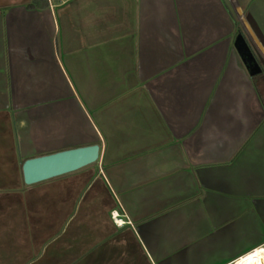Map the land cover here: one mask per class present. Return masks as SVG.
<instances>
[{
    "label": "crops",
    "instance_id": "1",
    "mask_svg": "<svg viewBox=\"0 0 264 264\" xmlns=\"http://www.w3.org/2000/svg\"><path fill=\"white\" fill-rule=\"evenodd\" d=\"M31 1L0 0V264L262 246L264 0ZM93 144L96 163L24 182L26 159Z\"/></svg>",
    "mask_w": 264,
    "mask_h": 264
},
{
    "label": "water",
    "instance_id": "2",
    "mask_svg": "<svg viewBox=\"0 0 264 264\" xmlns=\"http://www.w3.org/2000/svg\"><path fill=\"white\" fill-rule=\"evenodd\" d=\"M244 43L242 41L239 44L243 50L242 54L246 58L248 57L246 61L249 66L255 67V59ZM100 149L99 144H93L28 158L22 165L24 182L28 185L35 184L96 163L99 159Z\"/></svg>",
    "mask_w": 264,
    "mask_h": 264
},
{
    "label": "built area",
    "instance_id": "3",
    "mask_svg": "<svg viewBox=\"0 0 264 264\" xmlns=\"http://www.w3.org/2000/svg\"><path fill=\"white\" fill-rule=\"evenodd\" d=\"M66 1H68V0H66ZM111 216H112L113 221L118 226H124V225L129 224L131 222L130 220L127 219L126 214L120 213L118 210H114L111 213ZM258 248H260L263 251V254H264V244L262 246L258 247ZM258 248H255L252 251H256ZM252 251H250V252H252ZM242 258H243V256L239 257L238 259H236L234 262H232L230 264H238V263H240ZM260 260H261V262H263L262 264H264V257H262Z\"/></svg>",
    "mask_w": 264,
    "mask_h": 264
},
{
    "label": "bare ground",
    "instance_id": "4",
    "mask_svg": "<svg viewBox=\"0 0 264 264\" xmlns=\"http://www.w3.org/2000/svg\"><path fill=\"white\" fill-rule=\"evenodd\" d=\"M264 257L263 251L258 248L256 251L249 252L244 255L238 264H262L261 258Z\"/></svg>",
    "mask_w": 264,
    "mask_h": 264
},
{
    "label": "trees",
    "instance_id": "5",
    "mask_svg": "<svg viewBox=\"0 0 264 264\" xmlns=\"http://www.w3.org/2000/svg\"><path fill=\"white\" fill-rule=\"evenodd\" d=\"M46 5H48V0H32L31 3L29 4L30 7H44ZM244 38H246L245 35H244ZM254 59H255V57H254ZM258 64L261 66L260 63H258ZM253 78L255 81H257V80H263L264 81V70L262 69L259 73L254 74ZM260 95L262 98V102L264 103V93L262 92Z\"/></svg>",
    "mask_w": 264,
    "mask_h": 264
},
{
    "label": "rangeland",
    "instance_id": "6",
    "mask_svg": "<svg viewBox=\"0 0 264 264\" xmlns=\"http://www.w3.org/2000/svg\"><path fill=\"white\" fill-rule=\"evenodd\" d=\"M255 67H257V65H254ZM263 89V91H264V88H262Z\"/></svg>",
    "mask_w": 264,
    "mask_h": 264
},
{
    "label": "flooded vegetation",
    "instance_id": "7",
    "mask_svg": "<svg viewBox=\"0 0 264 264\" xmlns=\"http://www.w3.org/2000/svg\"><path fill=\"white\" fill-rule=\"evenodd\" d=\"M246 59H248V57Z\"/></svg>",
    "mask_w": 264,
    "mask_h": 264
}]
</instances>
